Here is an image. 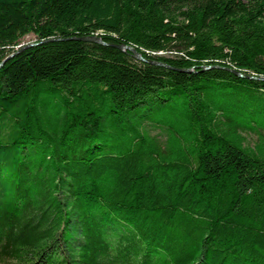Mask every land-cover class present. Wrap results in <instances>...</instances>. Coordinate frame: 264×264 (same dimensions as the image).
Listing matches in <instances>:
<instances>
[{"label":"trees","instance_id":"trees-1","mask_svg":"<svg viewBox=\"0 0 264 264\" xmlns=\"http://www.w3.org/2000/svg\"><path fill=\"white\" fill-rule=\"evenodd\" d=\"M30 33L0 66V262L264 264V80L230 70L264 76V0H0V63Z\"/></svg>","mask_w":264,"mask_h":264},{"label":"water","instance_id":"water-1","mask_svg":"<svg viewBox=\"0 0 264 264\" xmlns=\"http://www.w3.org/2000/svg\"><path fill=\"white\" fill-rule=\"evenodd\" d=\"M70 39H76V40H81V41H87V42H95V43H99L102 45H111L114 47H117L123 51H129L130 53H132L137 59L147 62V63H152V64H156V65H160V66H164V67H170L167 63L162 62V61H157L154 59H147L145 58L142 53L140 51H138L134 46L126 44V43H122V44H117V43H110V42H106L104 41V39L99 36V35H86V36H78V37H71ZM56 40H61V38H52L50 39V41H56ZM37 44L36 42H31V43H26L23 44V46L19 45L20 48L18 50H16L14 53H11L9 56H7L1 63L0 66L2 64H4L8 59L12 58L13 56H15L17 53H19L21 50H23L26 47H30ZM219 68L221 66L216 65V66H206V69H210V68ZM232 72L240 75V76H244V77H249V78H254V79H258V80H264V76H253V75H245L242 74L240 71L235 70V69H230Z\"/></svg>","mask_w":264,"mask_h":264},{"label":"rangeland","instance_id":"rangeland-1","mask_svg":"<svg viewBox=\"0 0 264 264\" xmlns=\"http://www.w3.org/2000/svg\"><path fill=\"white\" fill-rule=\"evenodd\" d=\"M36 39L37 37L33 33H30L29 35L23 38L22 44L34 42ZM152 132L156 134L159 133V130H153ZM248 140L251 144H254L257 140V136L255 134H250L248 135ZM0 264H8V263L0 262Z\"/></svg>","mask_w":264,"mask_h":264}]
</instances>
